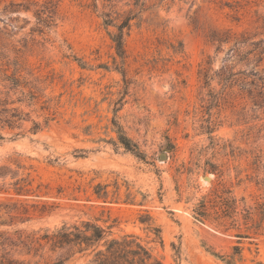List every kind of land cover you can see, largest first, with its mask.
<instances>
[{"label":"rangeland","instance_id":"rangeland-1","mask_svg":"<svg viewBox=\"0 0 264 264\" xmlns=\"http://www.w3.org/2000/svg\"><path fill=\"white\" fill-rule=\"evenodd\" d=\"M127 16L120 58L111 36ZM257 44L261 60L245 62L240 50ZM228 70L248 84L224 88ZM258 78L264 0H0V231L90 219L162 264H226L206 249L226 256L233 245L234 264L264 263V234L241 213L227 232L192 217L216 188H230L240 212L264 201ZM114 119L142 159L114 144Z\"/></svg>","mask_w":264,"mask_h":264},{"label":"trees","instance_id":"trees-1","mask_svg":"<svg viewBox=\"0 0 264 264\" xmlns=\"http://www.w3.org/2000/svg\"><path fill=\"white\" fill-rule=\"evenodd\" d=\"M38 13L44 14L43 11H38ZM52 17L53 11L49 10V15L46 14L45 18L40 15L39 19L43 25L47 26L45 23H48ZM130 19L131 17L127 16L124 22L117 26V32L111 36L116 53L120 58H123L125 53L123 29L129 27ZM210 41L220 43L226 41V39L212 35ZM260 49V45L257 44L246 52L240 50V55L245 56L244 61L247 63L259 62L262 53V49ZM236 74L242 75L244 71H226V74L221 78L224 81V88L232 87L237 81L243 85L248 84L246 74L241 79L233 78ZM203 77L207 82L209 79L207 69L203 71ZM258 80L259 83L255 86L262 89L264 79L258 78ZM112 124L116 133L114 144L142 159L144 154L137 144L127 137L115 119ZM17 184H14L13 190L17 194H22L25 190L20 186H16ZM94 193L100 199H105L107 196L105 186L99 183L95 186ZM239 213L242 214L247 229H252L255 234H264V201L256 202L252 209L242 208L240 212L237 200L228 187L216 188L211 193L202 196L192 209V217L195 221L207 223L222 232L237 227L236 222ZM141 222H144V220H141ZM249 223L250 225H248ZM237 229L239 228L237 227ZM235 236L241 239L249 237V233L238 230ZM172 247L175 250L176 257H178L179 247H176L173 243ZM206 250L215 256L221 257L226 264H234L236 258L241 259V248L238 245H233L231 254L226 256L217 254L210 247ZM47 252L50 254L44 256L43 254ZM19 256L26 258H20ZM71 260H73V264H162L135 236L111 237L106 227L98 224L96 220L87 219L79 224L72 225L63 223L51 232L45 230L42 234H39L38 231H32L28 234H20L15 238L6 232L0 231V264H65ZM257 264L264 263L258 262Z\"/></svg>","mask_w":264,"mask_h":264},{"label":"water","instance_id":"water-1","mask_svg":"<svg viewBox=\"0 0 264 264\" xmlns=\"http://www.w3.org/2000/svg\"><path fill=\"white\" fill-rule=\"evenodd\" d=\"M166 158H167L166 153L163 152V153L160 154V159L161 160L162 159H166ZM203 179L209 181L211 179V175L203 176Z\"/></svg>","mask_w":264,"mask_h":264}]
</instances>
